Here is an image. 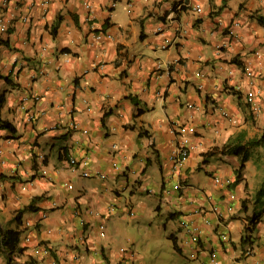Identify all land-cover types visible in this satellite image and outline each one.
I'll return each mask as SVG.
<instances>
[{"label": "crops", "instance_id": "obj_1", "mask_svg": "<svg viewBox=\"0 0 264 264\" xmlns=\"http://www.w3.org/2000/svg\"><path fill=\"white\" fill-rule=\"evenodd\" d=\"M1 24L11 264H264V0H0ZM231 138L257 142L204 161Z\"/></svg>", "mask_w": 264, "mask_h": 264}, {"label": "trees", "instance_id": "obj_2", "mask_svg": "<svg viewBox=\"0 0 264 264\" xmlns=\"http://www.w3.org/2000/svg\"><path fill=\"white\" fill-rule=\"evenodd\" d=\"M259 21L263 22V20L260 18ZM1 77V75H0ZM7 79V77H5ZM2 125L6 128H8L11 131H14V127L9 123L8 121H2ZM240 140V139H239ZM257 141L255 139H249L246 141L245 144L239 143L238 140L235 138H231L226 143H224L221 147L214 146L211 149H208L205 152H202V156L204 158V161H206L209 157H212L218 153H233V154H242V160H245V155L247 152V146H252ZM34 209L32 204H28L24 206L22 209H20L17 212L16 217L18 218L20 214L26 210H32ZM256 217L255 215L248 220V223L245 225L244 228V236L242 237V242L246 243L247 238L249 237L248 231L252 229L253 223L255 222ZM18 232L17 231H11L7 229H3L0 226V251L6 253L7 255V261L8 263H12V254L17 251L19 252L21 248L18 246Z\"/></svg>", "mask_w": 264, "mask_h": 264}, {"label": "built area", "instance_id": "obj_3", "mask_svg": "<svg viewBox=\"0 0 264 264\" xmlns=\"http://www.w3.org/2000/svg\"><path fill=\"white\" fill-rule=\"evenodd\" d=\"M86 6H88V4ZM194 8L196 10H198V9H200V5L196 4L194 6ZM0 29L4 30L5 29V24H1ZM252 96H253L252 92H249L248 96H247L248 101H252V99H253ZM188 155H189V151H188L187 147L178 146L170 153L169 160L172 162L173 165H181V164H183L185 162V160L187 159ZM70 165H71V169L72 170H76L77 163H76V160L74 158H70ZM83 175H88V173L84 171ZM179 187H180L179 183H176L174 185L175 189H178ZM246 253H250V249L246 250Z\"/></svg>", "mask_w": 264, "mask_h": 264}, {"label": "rangeland", "instance_id": "obj_4", "mask_svg": "<svg viewBox=\"0 0 264 264\" xmlns=\"http://www.w3.org/2000/svg\"><path fill=\"white\" fill-rule=\"evenodd\" d=\"M129 233H131L134 236V238L138 242L139 247H142L143 250L146 251V253H151L153 251V249L150 248L151 246L148 245L149 240L146 238V241H145L144 239L146 229H142V227L134 223L132 224V227H130Z\"/></svg>", "mask_w": 264, "mask_h": 264}]
</instances>
